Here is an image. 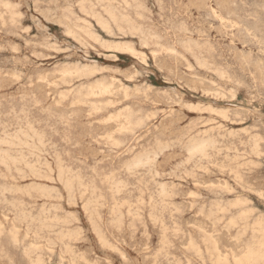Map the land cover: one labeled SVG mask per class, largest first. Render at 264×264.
I'll return each instance as SVG.
<instances>
[{
  "label": "rangeland",
  "instance_id": "obj_1",
  "mask_svg": "<svg viewBox=\"0 0 264 264\" xmlns=\"http://www.w3.org/2000/svg\"><path fill=\"white\" fill-rule=\"evenodd\" d=\"M1 2H6L7 7L12 8L7 9ZM0 4V139L7 136L6 133L14 134L17 130L19 131V128L20 130L28 128L30 131L38 130V133L41 131L44 140H47L45 146L30 149V151L33 150L31 152L29 149L22 150L24 152L21 151V153L14 150V154L7 144L6 146L0 144L1 148L5 147V150L15 156L26 154L23 155L24 163L9 164L11 168L0 161V195H6L0 196V223L5 226L0 227L2 228L0 229V264H36L35 261H39V264H214L216 261L214 258L218 252L220 253L218 256L222 257L226 253L229 254V257L225 255V258L230 264H235L237 263L235 260L239 259L236 257L243 256L246 253L245 250L247 251L251 245L255 248L264 243V232H261L264 230V224L262 225L264 221V0H115V2L114 0H1ZM126 5H129V8ZM107 6L110 8L107 9ZM107 10L119 16L115 15V18L114 14ZM121 12L125 15H121ZM93 14L100 15L101 18L98 19H103L107 25L110 24L108 28L105 23L100 25L99 22L102 21L96 19ZM108 15H112L116 21H119H113L112 16ZM121 20L124 26L120 23ZM128 21L133 23L132 26ZM88 23H91L92 27ZM133 26L136 33H133L134 28H131ZM136 27L140 28L136 29ZM89 31L91 36L93 35V40ZM93 32L95 34H92ZM118 45L121 47L118 48ZM128 47L132 48L133 52ZM83 66L93 71L90 70L91 73H89ZM192 67L195 69H191ZM62 71L66 74L64 75ZM78 71H82V74L84 71V74L81 75ZM75 72H78L76 74L80 78L78 75L76 78ZM69 73L72 74L69 75ZM73 73L75 77H72ZM82 86H85L84 89ZM93 86H97V90L93 89ZM102 86L108 89L99 93L101 91L99 88ZM87 89L89 91L86 94ZM79 92L81 97L76 94ZM84 93L91 98L86 99ZM97 93L101 96L98 97ZM77 96L79 100L81 99V103ZM72 102L74 104H71ZM203 108L205 109L202 110ZM122 112L131 114L136 120L134 122L136 125H132L133 128L130 126L132 129L122 128L123 123L127 121L124 116L128 115L127 113L122 115ZM138 118L141 119L138 121ZM27 123H30L29 126ZM125 125L127 126L126 123ZM120 128L124 129L125 135L121 133L123 131H120ZM104 134L108 138L113 134L111 137L113 139H108ZM204 134L206 137L214 136L213 138L218 141H216V147L209 150L208 156L197 157V159L191 157L180 140L188 141L193 136ZM110 139L111 142H109ZM154 142H166L169 147L159 153L152 170L141 168L135 171L137 175L134 172L131 174L125 164L138 152L152 145L154 147L156 145ZM37 149L41 151L39 155H37L39 153ZM58 156L61 158L59 162ZM45 159L49 162H47L48 167L51 165L50 168L47 167ZM42 160H44L43 163H41ZM33 163L36 164L35 167L32 166ZM57 163L70 169L73 174L78 173L84 185L75 187L74 192L64 187V181L58 175L60 166ZM22 165L27 170L26 174ZM33 168L35 171L31 172ZM34 172L39 173H37L38 177L34 176L36 175L33 174ZM114 178L125 182L120 192L112 187ZM162 185L168 186L167 189L173 191L165 196L167 199L158 198ZM16 186L17 189L14 190ZM94 206L97 208L95 209ZM117 207L119 208L116 210ZM225 208L227 211L223 210ZM90 213L96 214L97 218ZM24 214L26 219L28 217L27 220L25 218L22 220ZM151 214L156 218L151 217ZM52 215H54L53 218ZM240 215L245 216L239 218ZM18 216H20L19 220H17ZM95 219L96 222H100L97 224ZM232 220L234 222L231 223ZM253 221H256L254 227ZM259 221L260 223L262 221L260 228ZM243 226L249 229H244ZM95 227L97 230L100 229V232ZM255 231L257 232L254 233ZM206 233L211 234L214 241L209 240ZM63 234L67 236L64 237ZM247 241L248 249H246ZM189 243L196 246V252L191 249L194 246ZM210 244L217 247V251L210 249ZM196 249L201 251L197 252ZM210 251H213V254ZM83 259L85 261L82 262Z\"/></svg>",
  "mask_w": 264,
  "mask_h": 264
},
{
  "label": "bare ground",
  "instance_id": "obj_2",
  "mask_svg": "<svg viewBox=\"0 0 264 264\" xmlns=\"http://www.w3.org/2000/svg\"><path fill=\"white\" fill-rule=\"evenodd\" d=\"M1 1V0H0ZM5 1V0H4ZM25 1V0H24ZM85 1V0H84ZM113 1V0H112ZM125 1V0H124ZM160 1V0H159ZM100 2V1H99ZM104 2V1H103ZM108 2H110V1H108ZM114 2H115V0H114ZM117 2V1H116ZM133 2V1H132ZM141 2V1H140ZM146 2V1H145ZM1 3H4V2H1ZM6 3V2H5ZM4 3V4H5ZM8 3V2H7ZM81 3V2H80ZM82 3H83V1H82ZM93 3V2H92ZM10 4V3H9ZM119 4V6H120V3H118ZM144 4V3H143ZM1 5V4H0ZM11 5V4H10ZM9 5V6H10ZM17 5V4H16ZM20 5V4H19ZM99 5V4H98ZM116 5V4H115ZM131 5V4H130ZM141 5V4H140ZM5 6L7 7V4H5ZM4 6V7H5ZM14 6V5H13ZM79 6V5H78ZM104 6V5H103ZM111 6V5H110ZM113 6V5H112ZM118 6V5H117ZM127 7L129 6V5H126ZM83 7V6H82ZM137 7H138V5H137ZM136 7V8H137ZM141 7H143V6H141ZM191 7V6H190ZM205 7V6H204ZM8 8H12V7H7V9ZM36 8V7H35ZM87 8H88V6H87ZM103 8V7H102ZM110 8V7H109ZM108 8V6H107V9H109ZM112 8V7H111ZM120 8V7H119ZM129 8V7H128ZM135 8V7H134ZM194 8V7H193ZM198 8V7H197ZM14 9V8H13ZM13 9H12V11H13ZM71 9V8H70ZM85 9V8H84ZM94 9V8H93ZM113 9H114V6H113ZM112 9V10H113ZM139 9V8H138ZM137 9V10H138ZM34 10V9H33ZM37 10V9H36ZM92 10V9H91ZM101 10H103V9H101ZM118 9H116V11H117ZM129 10V9H128ZM131 10V9H130ZM142 10H144V8L142 9ZM166 10V9H165ZM7 11V10H6ZM11 11V10H10ZM64 11V10H63ZM85 11H86V9H85ZM89 11V10H88ZM104 11H106V10H104ZM108 11V10H107ZM114 11V10H113ZM162 11H164V10H162ZM181 11V10H180ZM84 12V11H83ZM92 12V11H91ZM108 12H110V10L108 11ZM107 12V14H110V13H108ZM115 12V11H114ZM119 13H120V11H118ZM150 12V11H149ZM19 13V12H18ZM94 13V12H93ZM95 13H97V12H95ZM94 13V14H95ZM122 14L121 15H125V13L123 14V12H121ZM163 13V12H162ZM32 14V13H31ZM30 14V15H31ZM85 14V13H84ZM92 14V13H91ZM93 14V15H94ZM106 14V13H105ZM111 14H114V13H111ZM139 14H140V12H139ZM144 14H145V12H144ZM15 15V14H14ZM116 14H114L113 16H115ZM151 15V14H150ZM19 16H21V15H19ZM94 16H96V15H94ZM109 16V15H108ZM112 15H110L109 17H111ZM112 16V18H113V21L115 20L114 19V17ZM116 16H119V14L118 15H116ZM116 16H115V18H116ZM14 17V16H13ZM100 17V15H98V16H96V19H98ZM92 18V17H91ZM101 18V17H100ZM119 18V17H118ZM123 17H121V19H122ZM162 18V17H161ZM239 18V17H238ZM95 19V18H94ZM110 18H108V20H109ZM120 19V18H119ZM142 19V18H141ZM147 19V18H146ZM156 19V18H155ZM98 20H100V19H98ZM98 20H97V22H98ZM105 20V19H104ZM108 20H106V21H108ZM126 20H128V19H126ZM130 20V19H129ZM100 21H102V22H99L100 23V25H101V23L103 24V23H105L104 21H103V19L102 20H100ZM112 21V20H111ZM116 21V20H115ZM117 21H119V20H117ZM116 21V22H117ZM87 22H88V20H87ZM108 22H110V21H108ZM115 22V23H116ZM130 21H128V23H129ZM133 22V21H132ZM119 23V22H118ZM120 23H122V20H121V22ZM126 23V22H125ZM127 23V24H128ZM174 23V22H173ZM182 23H184L183 21H182ZM36 24V23H35ZM89 24V23H88ZM87 24V25H88ZM91 24V23H90ZM89 24V25H90ZM109 24V23H108ZM124 24V22L122 23V25ZM130 24H131V26H132V24L133 23H131L130 22ZM159 24V23H158ZM54 25V24H53ZM61 25V24H60ZM97 25H98V23H97ZM96 25V26H97ZM105 25H107L106 23H105ZM110 25V24H109ZM109 25H107V28H108V26ZM118 26H119V24H117ZM116 25V26H117ZM126 25V24H125ZM136 24H135V22H134V26H135ZM179 25H180V23H179ZM185 25V24H184ZM191 25V24H190ZM124 26V25H123ZM129 26V25H128ZM131 27V28H134L133 29V31L135 30V27ZM29 27V26H28ZM89 27V26H88ZM90 27H92L91 25H90ZM101 27V26H100ZM104 27V26H103ZM114 27V26H113ZM121 26H119V28H120ZM127 27V26H126ZM130 27V26H129ZM143 27V26H142ZM197 27V26H196ZM195 27V28H196ZM30 28V27H29ZM67 28V27H66ZM84 28V27H83ZM82 28V29H83ZM86 29H87V27H85ZM105 29H106V27H104ZM119 28H118V30H119ZM140 28V27H139ZM139 28H137L136 27V29H139ZM145 28V27H144ZM200 28V27H199ZM24 29V28H23ZM27 29V28H26ZM64 29V28H63ZM110 29V28H109ZM120 29H122V28H120ZM146 29V28H145ZM180 29H181V27H180ZM39 30V29H38ZM47 30V29H46ZM85 30V29H84ZM89 30V29H88ZM130 31H131V29H129ZM141 30V29H140ZM139 30V31H140ZM168 30V29H167ZM192 30V29H191ZM111 31V30H110ZM120 31V30H119ZM122 31V30H121ZM138 31V30H137ZM149 31V30H148ZM187 31V30H186ZM199 31V30H198ZM46 32V31H45ZM65 32H67V31H65ZM64 32V33H65ZM85 32V31H84ZM88 32V31H87ZM105 32V31H104ZM107 32V31H106ZM150 32H151V30H150ZM89 33H90V37H92L91 36V32L89 31ZM133 33H136V31H134ZM162 33V32H161ZM187 33H189V32H187ZM205 33V32H204ZM67 34V33H66ZM86 34V33H85ZM88 34V33H87ZM92 34H95L94 32L92 33ZM112 34V33H111ZM122 34V33H121ZM143 34V33H142ZM89 35V34H88ZM109 35H110V33H109ZM78 36V35H77ZM111 36V35H110ZM133 36V35H132ZM156 36H158V35H156ZM173 36V35H172ZM178 36V35H177ZM89 37V36H88ZM96 37V36H95ZM94 37V38H95ZM109 37V36H108ZM138 37V36H137ZM146 37V36H145ZM159 37V36H158ZM45 38V37H44ZM70 38V37H69ZM121 38V37H120ZM169 38V37H168ZM182 38V37H181ZM98 39V38H97ZM150 39V38H149ZM162 39V38H161ZM43 40V39H42ZM86 40V39H85ZM92 40H93V37H92ZM137 40V39H136ZM152 40V39H151ZM73 41V40H72ZM78 41V40H77ZM97 41V40H96ZM99 41V40H98ZM197 41V40H196ZM205 41H207V40H205ZM148 42V41H147ZM25 43V42H24ZM28 43V42H27ZM26 43V44H27ZM98 43H100V42H98ZM110 43V42H109ZM131 43V42H130ZM141 43V42H140ZM144 43V42H143ZM151 43V42H150ZM190 43V42H189ZM206 43V42H205ZM51 44V43H50ZM152 44V43H151ZM180 44V43H179ZM183 44V43H182ZM207 44V43H206ZM81 45V44H80ZM123 45H125V44H123ZM141 45V44H140ZM54 46V45H53ZM109 46V45H108ZM119 46L120 45H118V48H119ZM130 46V45H129ZM161 46V45H160ZM159 46V47H160ZM210 46V45H209ZM85 47V46H84ZM83 47V48H84ZM102 47V46H101ZM114 47V46H113ZM121 47V46H120ZM125 47H126V45H125ZM131 47V46H130ZM130 47H128V48H130ZM134 47V46H133ZM184 47V46H183ZM190 47V46H189ZM191 47H192V45H191ZM93 48V47H92ZM91 48V49H92ZM123 48H124V46H123ZM145 48V47H144ZM163 48V47H162ZM200 48V47H199ZM210 48H211V46H210ZM14 49V48H13ZM55 49V48H54ZM112 49H114V48H112ZM121 49V48H120ZM125 49V48H124ZM130 49H132V48H130ZM129 49V50H130ZM174 49V48H173ZM185 49H186V47H185ZM106 50V49H105ZM122 50V49H121ZM126 50H127V48H126ZM126 50H123V51H126ZM160 50H162V49H160ZM191 50H193V49H191ZM197 50V49H196ZM208 50V49H207ZM213 50V49H212ZM130 51H132L133 52V49L132 50H130ZM215 51V50H214ZM53 52H54V50H53ZM114 52V51H113ZM112 52V53H113ZM126 52H129V51H126ZM134 52H136V50L134 51ZM138 52V51H137ZM151 52V51H150ZM156 52V51H155ZM158 52V51H157ZM175 52H177V51H175ZM192 52H194V51H192ZM199 52V51H198ZM197 52V53H198ZM55 53V52H54ZM131 53V52H130ZM161 53V52H160ZM169 53V52H168ZM178 53V52H177ZM187 53V52H186ZM195 53V52H194ZM205 53V52H204ZM227 53V52H226ZM132 54H134V53H132ZM136 54V53H135ZM191 54V53H190ZM199 54V53H198ZM208 54V53H207ZM215 54V53H214ZM37 55V54H36ZM108 55V54H107ZM178 55V54H177ZM181 55V54H180ZM140 56V55H139ZM200 56V55H199ZM203 56V55H202ZM88 57V56H87ZM150 57V56H149ZM185 57V56H184ZM189 57V56H188ZM34 58V57H33ZM47 58V57H46ZM65 58V57H64ZM136 58V57H135ZM145 58V57H144ZM186 60H188L187 58H185ZM198 59H200V58H198ZM203 59V58H202ZM206 59V58H205ZM42 60V59H41ZM79 61V60H78ZM202 62V61H201ZM206 62V61H205ZM77 63V62H76ZM79 63V62H78ZM185 63H187V62H185ZM190 63V62H189ZM213 63V62H212ZM65 64V63H64ZM86 65V64H85ZM155 65V64H154ZM87 66V65H86ZM85 66V67H86ZM96 66V65H95ZM100 66V65H99ZM195 66V65H194ZM213 66V65H212ZM75 67V66H74ZM84 67V66H83ZM84 67V68H85ZM196 67V66H195ZM78 68V67H77ZM77 68H75V70L77 69ZM83 68V69H84ZM101 68V67H100ZM133 68V67H132ZM188 68V67H187ZM203 68V67H202ZM67 69V68H66ZM70 70H71V68H69ZM82 69V70H83ZM86 69H88V68H85V70ZM95 69V68H94ZM191 69H193V67L191 68ZM195 69V68H194ZM193 69V70H194ZM64 70V69H63ZM69 70V71H70ZM72 70H74L73 68H72ZM81 70V69H80ZM84 70V71H85ZM90 70H91V68H90ZM89 69H88V72L90 71ZM189 70V69H188ZM199 70V69H198ZM205 70V69H204ZM216 70V69H215ZM215 70H214V72H215ZM56 71V70H55ZM68 71V72H69ZM77 71V70H76ZM84 71H83V74H84ZM91 71H93V69L91 70ZM96 71V70H95ZM94 71V72H95ZM210 71V70H209ZM208 71V72H209ZM217 71V70H216ZM58 72V71H57ZM60 72V71H59ZM66 72V71H65ZM78 72H80L79 74H81V75H83L82 74V71H78ZM78 72H75V74L76 73H78ZM101 72H102V68H101ZM138 72V71H137ZM183 72V71H182ZM212 72V71H211ZM49 73V72H48ZM47 73V74H48ZM62 73H64V71H62ZM86 73V72H85ZM89 73H91V72H89ZM93 73V72H92ZM123 73H125V72H123ZM219 73V72H218ZM6 74V73H5ZM15 74V73H14ZM61 74V73H60ZM66 73H64V75H65ZM72 73H69V75H71ZM88 74V73H87ZM224 74V73H223ZM228 73H226V75H227ZM77 75L78 74H76L75 76H76V78H78L77 77ZM91 75V74H90ZM136 75V74H135ZM216 75V74H215ZM42 76V75H41ZM41 76H39L40 78H41ZM67 76V75H66ZM74 76V73H73V75H72V77H75ZM79 76V75H78ZM88 76V75H87ZM194 77H195V75H193ZM16 77V76H15ZM44 77V76H43ZM62 77H63V75H62ZM86 77V76H85ZM135 77V76H134ZM138 77V76H137ZM223 77V76H222ZM39 78V79H40ZM61 78V77H60ZM64 78V77H63ZM79 78H80V76H79ZM117 78V77H116ZM128 78V77H127ZM199 78V77H198ZM209 78V77H208ZM30 79V78H29ZM62 79V78H61ZM65 79V78H64ZM67 79V78H66ZM71 79V78H70ZM105 79V78H104ZM110 79V78H109ZM223 79V78H222ZM43 80V79H42ZM57 80V79H56ZM59 80V79H58ZM76 80V79H75ZM44 81V80H43ZM60 81V80H59ZM71 81V80H70ZM105 81V80H104ZM113 81V80H112ZM115 81V80H114ZM207 81V80H206ZM46 82V81H45ZM52 82H53V80H52ZM101 82V81H100ZM106 82V81H105ZM126 82V81H125ZM181 82V81H180ZM237 82V81H236ZM93 83V82H92ZM128 83V82H127ZM63 84V83H62ZM94 84V83H93ZM93 84H91V85H93ZM100 84V83H99ZM111 84V83H110ZM151 84V83H150ZM227 84V83H226ZM51 85H53V83L51 84ZM94 85H96V84H94ZM97 85H98V83H97ZM135 85H136V83H135ZM70 86V85H69ZM108 86V85H107ZM124 86V85H123ZM134 86V85H133ZM229 86V85H228ZM48 87V86H47ZM83 87V86H82ZM85 87V86H84ZM84 87L82 88V89H84ZM88 87V86H87ZM86 87V88H87ZM90 87V86H89ZM88 87V88H89ZM97 87V86H96ZM96 87H94L93 86V89L95 88L96 89ZM128 87V86H127ZM142 87V86H141ZM148 87V86H147ZM182 87V86H181ZM243 87V86H242ZM110 88H112V87H110ZM126 88V87H125ZM134 88V87H133ZM136 88V87H135ZM146 88V87H145ZM188 88V87H187ZM238 88V87H237ZM69 89V88H68ZM89 89H91V88H89ZM89 89H87V92L86 91H84V92H86V94L88 93V91H89ZM108 89V88H107ZM107 89H106V87H100L99 88V90H101V91H99V93L100 92H105V91H107ZM139 89V88H138ZM253 89V88H252ZM70 90V89H69ZM72 90V89H71ZM97 90V89H96ZM146 90V89H145ZM149 90V89H148ZM68 91V90H67ZM78 91H80V89L78 90ZM78 91H76V92H78ZM94 91V90H93ZM92 91V92H93ZM160 91V90H159ZM233 91V90H232ZM231 91V92H232ZM95 92V91H94ZM112 92V90H110V93ZM116 92V91H115ZM128 92V91H127ZM208 92V91H207ZM238 92V91H237ZM99 93H97V94H99ZM160 93V92H159ZM164 93V92H163ZM253 93V92H252ZM68 94H70V93H68ZM76 94H78V96L80 95V92L79 93H76ZM83 94V93H82ZM92 93H89V95H91ZM95 94V93H94ZM112 94V93H111ZM139 94H140V92H139ZM204 94V93H203ZM22 95V94H21ZM58 95H60V94H58ZM65 95V94H64ZM84 95H85V93H84ZM93 95V94H92ZM96 95V94H95ZM104 95V94H103ZM105 95H106V93H105ZM128 95V94H127ZM158 95V94H157ZM169 95V94H168ZM218 96H219V94H217ZM225 95V94H224ZM33 96V95H32ZM78 96H77V98H78ZM86 97H87V95H85ZM85 96H83V97H85ZM97 96V95H96ZM101 95L99 94L98 95V97H100ZM124 96V95H123ZM255 96V95H254ZM66 97V96H65ZM64 97V98H65ZM75 97V96H74ZM80 97H81V95H80ZM82 97V98H83ZM85 97V98H86ZM170 97V96H169ZM212 97V96H211ZM237 97V96H236ZM251 97V96H250ZM67 98V97H66ZM88 98H91V96H88L86 99H88ZM95 98V97H94ZM161 98V97H160ZM252 98V97H251ZM53 99V98H52ZM171 99V98H170ZM212 99V98H211ZM59 100H60V97H59ZM65 100V99H64ZM78 100H79V98H78ZM81 100V99H80ZM80 100H79V102H80ZM109 100V99H108ZM124 100V99H123ZM208 100V99H207ZM50 101V100H49ZM72 101V100H71ZM75 101H76V99H75ZM88 101V100H87ZM87 101H86V104H87ZM118 101V100H117ZM152 101V100H151ZM166 101V100H165ZM224 101V100H223ZM264 101V100H263ZM56 102V101H55ZM78 102V103H79ZM83 102L85 103V101H84V99H83ZM89 102H91V101H89ZM173 102V101H172ZM175 102V101H174ZM233 102V101H232ZM81 103V102H80ZM59 104V103H58ZM61 104V103H60ZM71 104H74L73 102L71 103ZM99 104V103H98ZM111 104V103H110ZM156 104V103H155ZM178 104V103H177ZM76 105H77V101H76ZM115 105H116V103H115ZM119 105V104H118ZM198 105V104H197ZM196 105V106H197ZM207 105V104H206ZM205 105V106H206ZM34 106V105H33ZM83 106V105H82ZM89 106V105H88ZM92 106V105H91ZM96 106V105H95ZM94 106V107H95ZM100 106H101V104H100ZM111 106H113V105H111ZM125 106H127V105H125ZM187 106V105H186ZM210 106V105H209ZM98 107V106H97ZM235 107V106H234ZM238 107V106H237ZM101 108V107H100ZM195 108V107H194ZM208 108V107H207ZM206 108V109H207ZM92 109V108H91ZM90 109V110H91ZM98 109V108H97ZM198 109V108H197ZM205 108H203L202 110H204ZM10 110V109H9ZM46 110V109H45ZM104 110V109H103ZM130 110V109H129ZM200 110V109H199ZM210 110V109H209ZM213 110V109H212ZM119 111V113L121 114V112H120V109L118 110ZM156 111V110H155ZM163 111H164V109H163ZM192 111V110H191ZM197 111V110H196ZM217 111V110H216ZM97 112V111H96ZM95 112V113H96ZM100 112H101V110H100ZM128 113H130V112H132V111H127ZM127 112H122V115H124V113H127ZM210 112V111H209ZM214 112V111H213ZM225 112V111H224ZM44 113V112H43ZM91 113V112H90ZM127 113V114H128ZM151 113H152V111H151ZM171 113V112H170ZM220 113V112H219ZM17 114V113H16ZM93 114V113H92ZM137 114V113H136ZM156 114V113H155ZM206 114V113H205ZM211 114V113H210ZM213 114V113H212ZM224 114V113H223ZM229 114V113H228ZM248 114V113H247ZM8 115V114H7ZM11 115V114H10ZM22 115V114H21ZM110 115V114H109ZM237 115V114H236ZM69 116V115H68ZM95 116V115H94ZM157 116V115H156ZM169 116V115H168ZM107 117V116H106ZM125 118V120H127L126 122H124V123H126L127 124V126L125 125L124 126V123H123V127L122 128H128V130H130V129H132L133 128V126L132 125H136V123L134 124V122L136 121V120H134V118H133V116L131 115V114H128L127 116H124ZM153 117V116H152ZM239 117V116H238ZM26 118V117H25ZM54 118V117H53ZM60 118V117H59ZM116 118H119V117H116ZM144 118V117H143ZM155 118V117H154ZM198 118H200V117H198ZM57 119V118H56ZM113 119V118H112ZM115 119V118H114ZM136 119H137V117H136ZM139 119H141V118H138V121H139ZM144 119H146V118H144ZM159 119V118H158ZM222 119H223V117H222ZM252 119V118H251ZM63 120V119H62ZM101 120H103V119H101ZM117 120V119H116ZM120 120H121V118H120ZM17 121H19V119L17 120ZM61 121V120H60ZM69 121V120H68ZM95 121H97V120H95ZM114 121V120H113ZM124 121V120H123ZM141 121V120H140ZM201 121V120H200ZM199 122V121H198ZM241 123H242V121H240ZM244 122V121H243ZM251 122V121H250ZM17 123V122H16ZM61 123V122H60ZM68 123V122H67ZM110 123V122H109ZM142 123H143V121H142ZM141 123V124H142ZM216 123V122H215ZM6 124V123H5ZM22 124V123H21ZM26 124V123H25ZM28 124V126H29V124L30 123H27ZM32 124V123H31ZM100 124V123H99ZM117 124H119V123H117ZM116 124V125H117ZM140 124V125H141ZM169 124V123H168ZM206 124H207V122H206ZM209 124H212V123H209ZM11 125V124H10ZM66 125H68V124H66ZM144 125V124H143ZM208 125V124H207ZM206 125V126H207ZM218 125H219V123H218ZM3 126H4V124H3ZM27 126V125H26ZM33 126V125H32ZM31 126V127H32ZM92 126V125H91ZM130 126H132V128L130 127ZM138 126V125H137ZM166 126V125H165ZM264 126V125H263ZM1 127H2V124H1ZM8 127V126H7ZM24 127H25V125H24ZM30 127V128H31ZM49 127V126H48ZM119 127H121V126H119ZM215 127V126H214ZM33 128V127H32ZM35 128V127H34ZM130 128V129H129ZM134 128H135V126H134ZM210 128V127H209ZM213 128V127H212ZM217 128V127H216ZM219 128V127H218ZM246 128V127H245ZM6 129H8V128H6ZM125 129V130H126ZM208 129V128H207ZM253 129V128H252ZM3 130V129H2ZM32 130V129H31ZM115 130H116V128H115ZM117 130H118V128H117ZM124 129H122L121 130V128H120V131H123ZM134 130V129H133ZM190 130V129H189ZM210 130V129H209ZM231 130V129H230ZM237 130V129H236ZM16 131V130H15ZM113 131V130H112ZM119 131V132H120ZM127 131V130H126ZM202 131V130H201ZM208 131V130H207ZM206 131V132H207ZM213 131V130H212ZM216 131H218V130H216ZM222 131V130H221ZM233 131V130H232ZM3 132H4V130H3ZM3 132H2V134H3ZM128 132V131H127ZM198 132V131H197ZM205 132V133H206ZM210 132V131H209ZM238 132V131H237ZM1 133V132H0ZM56 133V132H55ZM117 133V132H116ZM121 133H123L124 135H125V133H124V131L123 132H121ZM160 133V132H159ZM200 133V132H199ZM242 133V132H241ZM249 133V132H248ZM247 133V134H248ZM4 134H5V132H4ZM13 133H6V135L7 136H5V137H2V139H0V144H1V146L4 144L5 146H6V144H7V147L9 146L10 147V150H12L11 152L14 154L15 153V151L14 150H16V151H19L20 153H21V151L22 150H24V151H27L28 149H29V151H30V149H36V148H39L40 146H43L45 143H47V142H45V141H47V140H44V135L41 133V131H40V133H38V130H37V132L36 131H30V129L28 130V128H26V129H21L20 130V128H19V131L17 130L16 131V133L14 132V134L12 135ZM45 134V133H44ZM111 134V133H110ZM119 134V133H118ZM171 134V133H170ZM232 134H234V133H232ZM46 135V134H45ZM104 135H106V134H104ZM109 135V134H108ZM113 135V134H112ZM112 135H111V137H112ZM193 135V134H192ZM192 135H190V136H192ZM209 135V134H208ZM231 135V132H230V134H229V136ZM238 135V134H237ZM252 135V134H251ZM255 135V134H254ZM3 136V135H2ZM107 136V135H106ZM110 136V135H109ZM123 136V135H122ZM155 136V135H154ZM167 136V135H166ZM206 136H207V133H206ZM205 136V134L204 135H197V136H193L192 138H189L188 139V141H183V140H180V143L181 144H183V146H184V149L186 148V151H188V155H190L191 157H196V159H197V157H204V156H208V152H209V150H211V149H214L215 147H216V143L218 142L216 139H214L213 137L214 136H210L209 135V137H206ZM103 137V136H102ZM111 137H109V138H111ZM219 137H220V135H219ZM233 137V136H232ZM60 138H62V137H60ZM99 138V137H98ZM107 138H108V136H107ZM108 138V139H109ZM140 138H141V136H140ZM249 138H250V136H249ZM46 139V138H45ZM100 139V138H99ZM111 139H113V138H111ZM111 139H110V141L109 142H111ZM115 139V138H114ZM118 139V138H117ZM139 139V138H138ZM155 139V138H154ZM233 139V138H232ZM187 140V139H186ZM224 140V139H223ZM69 141V140H68ZM93 141V140H92ZM115 141H116V139H115ZM115 141H113L114 143H115ZM158 141V140H157ZM156 141V142H157ZM161 141V140H160ZM217 141V142H216ZM251 141V140H250ZM49 142V141H48ZM138 142V141H137ZM156 142H154V143H156ZM253 142H254V140H253ZM252 142V143H253ZM107 143V142H106ZM168 143V142H167ZM172 143V142H171ZM177 143V142H176ZM241 143V142H240ZM239 143V144H240ZM249 143V142H248ZM256 143H257V141H256ZM54 144V143H53ZM52 144V145H53ZM122 144V143H121ZM174 144V143H173ZM220 144V143H219ZM254 144V143H253ZM36 145L38 146V147H36ZM129 145V144H128ZM178 145V144H177ZM45 146V145H44ZM81 146V145H80ZM123 146V145H122ZM141 146V145H140ZM153 146V145H152ZM150 147V148H147V149H145V150H142V152H138L133 158H131V160L127 163V164H125V166H126V169L127 170H129L130 172H131V174L134 172V174H136L135 173V171H137L138 169H145V168H147L148 170H152L153 169V167H155L154 166V164H155V159L157 158V156L159 155V153L161 152V151H163L165 148H167V147H169V145L168 144H166V142L164 143H162V142H158V143H156V145H154V147ZM232 146V145H231ZM6 147V148H7ZM50 147V146H49ZM182 147V146H181ZM249 147V146H248ZM59 148V147H58ZM117 148V147H116ZM119 148V147H118ZM136 148V147H135ZM257 148H258V146H257ZM9 149V148H8ZM25 149H27V150H25ZM111 149V148H110ZM142 149V148H141ZM169 149V148H168ZM172 149V148H171ZM174 149V148H173ZM220 149V148H219ZM222 149V148H221ZM220 149V150H221ZM236 149V148H235ZM33 150H31V151H33ZM38 150V149H37ZM36 150V151H37ZM40 150V149H39ZM38 150V151H39ZM43 150V149H42ZM130 150V149H129ZM132 150V149H131ZM227 150V149H226ZM249 150V149H248ZM252 150V149H251ZM14 151V152H13ZM24 151H22V152H24ZM30 151V152H31ZM133 151V150H132ZM40 152L41 151H39V153L37 154V155H39L40 154ZM45 152V151H44ZM43 152V153H44ZM115 152V151H114ZM168 152V151H167ZM218 152V151H217ZM223 152V151H222ZM251 152V151H250ZM250 152H249V154H250ZM12 153H10L8 150H5V147L4 148H1L0 147V161L1 162H3V163H6V166L7 165H11V164H13L14 163V165L15 164H17L18 163V165H19V163H21V162H23L25 159V157L23 158V155H21V156H15V155H13ZM17 153V152H16ZM33 153V152H32ZM32 153H30V154H32ZM35 153V152H34ZM56 153V152H55ZM58 153V152H57ZM63 153V152H62ZM66 153V152H65ZM124 153V152H123ZM238 153V152H237ZM236 153V154H237ZM256 153V152H255ZM29 153H27V155H28ZM36 154V153H35ZM42 154V153H41ZM54 154V153H53ZM97 154V153H96ZM130 154H131V152H130ZM260 154V153H259ZM263 154V153H262ZM20 155V154H19ZM26 155V154H25ZM24 155V156H25ZM238 155V154H237ZM246 155V154H245ZM261 155V154H260ZM264 155V154H263ZM30 155H28V157H29ZM34 156V155H33ZM60 156V155H59ZM58 156V157H59ZM102 156V155H101ZM213 156V155H212ZM262 156V155H261ZM35 157V156H34ZM41 157V156H40ZM57 157V158H58ZM132 157V156H131ZM226 157H228V156H226ZM242 157V156H241ZM246 157H247V155H246ZM27 158V157H26ZM39 158V157H38ZM38 158H36L37 160H38ZM44 158V157H43ZM190 158V157H189ZM234 158H235V156H234ZM233 158V159H234ZM258 158V157H257ZM30 159V158H29ZM32 159V158H31ZM42 159V158H41ZM40 159V160H41ZM201 159V158H200ZM224 159V158H223ZM36 160V161H37ZM39 160V161H40ZM59 160H61V158L59 157V159H58V162H59ZM126 160H127V158H126ZM188 160V159H187ZM190 160V159H189ZM192 160V159H191ZM226 160V159H225ZM231 160V159H230ZM248 160V159H247ZM27 161H28V159H27ZM39 161H37V162H39ZM43 161L44 160H42V162L41 163H43ZM45 161H46V163L48 162L46 159H45ZM206 161V160H205ZM211 161V160H210ZM235 161H237L236 159L234 160V162ZM249 161V160H248ZM30 162V161H29ZM35 162V161H34ZM97 162V161H96ZM99 162V161H98ZM102 162V161H101ZM191 162V161H190ZM230 162V161H229ZM232 162V161H231ZM230 162V163H231ZM234 162H232V163H234ZM24 163V162H23ZM25 163H28V162H25ZM36 163V162H35ZM45 163V162H44ZM45 163V164H46ZM49 163V162H48ZM48 163L46 164L47 165V167H48ZM62 163V162H61ZM60 163V164H61ZM65 163V162H64ZM83 163V162H82ZM221 163H222V161H221ZM236 163V162H235ZM254 163V162H253ZM29 164V163H28ZM192 164H193V162H192ZM196 164V163H195ZM213 164V163H212ZM212 164H211V166H212ZM242 164V163H241ZM248 164V163H247ZM246 164V165H247ZM258 164V163H257ZM10 165H9V167H10ZM30 165H32V164H30ZM34 165H36V164H34L33 163V165L32 166H34ZM39 165V164H38ZM37 165V166H38ZM41 165V164H40ZM39 165V166H40ZM42 165H44V164H42ZM57 165H59L58 163H57ZM56 165V166H57ZM63 165V164H62ZM97 165V164H96ZM177 165H180V164H177ZM221 165V164H220ZM238 165H240V164H238ZM260 165V164H259ZM26 166V165H25ZM32 166H29V167H31L32 168ZM38 166V167H39ZM60 166V165H59ZM174 166V165H173ZM196 166V165H195ZM201 166V165H200ZM204 166H206V165H204ZM210 166V165H209ZM252 166V165H251ZM255 166V165H254ZM12 167V166H11ZM10 167V168H11ZM16 167V166H15ZM28 167V168H29ZM35 167V166H34ZM37 167V168H38ZM44 167V166H43ZM42 166H41V168H43ZM50 167H51V165H50ZM50 167H48V168H50ZM67 167V166H66ZM72 167V166H71ZM176 167V166H175ZM238 167V166H237ZM9 168V169H10ZM21 168V167H20ZM22 168H23V165H22ZM36 168V169H37ZM45 168V167H44ZM68 168V167H67ZM88 168H90V166H88ZM183 168V167H182ZM185 168V167H184ZM189 168V167H188ZM204 168V167H203ZM212 168V167H211ZM224 168V167H223ZM226 168H228V166L226 167ZM5 169V168H4ZM18 169V168H17ZM24 169V168H23ZM72 169V168H71ZM119 169V168H118ZM123 169V168H122ZM176 169H177V167H176ZM194 169V168H193ZM201 169H202V167H201ZM205 169V168H204ZM239 169V168H238ZM13 170V169H12ZM16 170V169H15ZM22 170V169H21ZM37 170H40V169H37ZM47 170V169H46ZM49 170V169H48ZM52 170V169H51ZM106 170V169H105ZM104 170V171H105ZM125 170V169H124ZM188 170V169H187ZM215 170V169H214ZM220 170V169H219ZM231 170V169H230ZM18 171V170H17ZM27 172V170H25L24 169V173L26 174V172ZM33 171H35V169L33 168L32 170H31V172H33ZM41 171V170H40ZM44 172H46L45 170H43ZM72 171H74V170H72ZM85 171V170H84ZM95 171V170H94ZM169 171V170H168ZM191 171V170H190ZM199 171V170H198ZM209 171V170H208ZM10 172V171H9ZM30 172V171H29ZM42 172V171H41ZM40 172V173H41ZM50 172V171H49ZM52 172V171H51ZM77 172V171H76ZM79 172H81V171H79ZM102 172V171H101ZM111 172V171H110ZM117 172H118V170H117ZM125 172V171H124ZM128 172V171H127ZM151 172V171H150ZM189 172V171H188ZM203 172V171H202ZM244 172V171H243ZM21 173V172H20ZM38 173V172H37ZM37 173H33V174H36V175H34V176H36V177H38L37 176ZM115 173H116V171H115ZM138 173V172H137ZM156 173V172H155ZM187 173V172H186ZM185 173V174H186ZM191 173H193V172H191ZM23 174V173H22ZM29 174V173H28ZM27 174V175H28ZM32 174V173H31ZM39 174V173H38ZM77 174V175H76ZM76 174H73V172L71 173L70 172V169H66L64 166H60V168H59V173H58V175H59V178L61 179V180H63L62 182L65 184V186L64 187H67V189H69L70 191L72 190V192H74L73 190H74V188L75 187H79V186H81V184L82 185H84V182H81V181H83V179H81V181H80V178H79V176H78V173H76ZM119 174V173H118ZM124 174V173H123ZM145 174V173H144ZM162 174V173H161ZM168 174V173H167ZM174 174V173H173ZM181 174V173H180ZM184 174V175H185ZM237 174V173H236ZM4 175V174H3ZM49 175V174H48ZM51 175V174H50ZM81 175V174H80ZM83 175V174H82ZM137 175V174H136ZM153 175V174H152ZM163 175V174H162ZM170 175V174H169ZM223 175V174H222ZM24 176V175H23ZM26 176V175H25ZM24 176V177H25ZM33 176V175H32ZM43 176V175H42ZM47 176V175H46ZM54 176V175H53ZM90 176V175H89ZM109 176V175H108ZM128 176V175H127ZM148 176V175H147ZM157 176V175H156ZM175 176V175H174ZM236 176V175H235ZM239 176V175H238ZM237 176V177H238ZM11 177H12V175H11ZM21 177H22V175H21ZM48 177H50V176H48ZM58 177V176H57ZM81 177V176H80ZM98 177H100V176H98ZM114 177V176H113ZM186 177V176H185ZM191 177V176H190ZM23 178V177H22ZM28 178V177H27ZM89 178V177H88ZM110 178V177H109ZM119 178V177H118ZM116 179V178H114L113 179V183H112V187H113V189H115L117 192H120L121 190H122V188H123V186H124V183L125 182H122V181H124V180H120V179ZM136 178V177H135ZM139 178H140V176H139ZM153 178V177H152ZM156 178V177H155ZM182 178V177H181ZM180 178V179H181ZM191 178H193V176L191 177ZM4 179V178H3ZM16 179V178H15ZM19 179V178H18ZM46 179V178H45ZM51 179V178H50ZM87 179V178H86ZM103 179V178H102ZM141 179V178H140ZM173 179H175V178H173ZM21 180V179H20ZM23 180H25V179H23ZM32 180V179H31ZM47 180V179H46ZM54 180V179H53ZM104 180V179H103ZM112 180V179H111ZM150 180V179H149ZM153 180V179H152ZM182 180V179H181ZM17 181V180H16ZM34 181V180H33ZM38 181V180H37ZM42 181H44V180H42ZM51 181V180H50ZM101 181V180H100ZM99 181V182H100ZM127 181V180H126ZM138 181V180H137ZM154 181V180H153ZM183 181V180H182ZM6 182V181H5ZM59 182H61V181H59ZM96 182V181H95ZM141 182H142V180H141ZM147 182V181H146ZM150 182V181H149ZM218 182H219V179H218ZM240 182V181H239ZM38 183V182H37ZM86 183V182H85ZM91 183V182H90ZM108 183H110V182H108ZM127 183V182H126ZM153 183V182H152ZM159 183V182H158ZM226 182H224V184H225ZM235 183V182H234ZM7 184V183H6ZM9 184V183H8ZM30 184V183H29ZM28 184V185H29ZM46 184V183H45ZM61 184V183H60ZM140 184V183H139ZM147 184V183H146ZM34 185V184H33ZM44 185V184H43ZM135 185V184H134ZM180 185V184H179ZM195 185V184H194ZM246 185V184H245ZM15 186V185H14ZM18 186V185H17ZM17 186H16V188L14 187V190L15 189H17ZM21 186V185H20ZM46 186V185H45ZM129 186V185H128ZM156 186H158V185H156ZM170 186V185H169ZM174 186V185H173ZM172 186V187H173ZM231 186V185H230ZM1 187H3V186H1ZM8 187H10V186H8ZM11 187H12V185H11ZM10 187V188H11ZM25 187V186H24ZM50 187V186H49ZM86 187V186H85ZM130 187H131V185H130ZM167 187L168 186H166V185H162L161 187H160V189H159V199H160V197H163V199H167V198H165V196H167L168 194L170 195L171 194V192H173V191H169V189H167ZM204 187V186H203ZM210 187V186H209ZM217 187H219V185L217 186ZM216 187V188H217ZM225 187V186H224ZM251 187V186H250ZM4 188H5V185H4ZM7 188V187H6ZM5 188V189H6ZM19 188V187H18ZM33 188V187H32ZM46 188V187H45ZM45 188H43V189H45ZM82 188V187H81ZM97 188V187H96ZM11 189H13V187L11 188ZM11 189H9V191L11 190ZM36 189H38V188H36ZM89 189V188H88ZM139 189H141V188H139ZM145 189V188H144ZM209 189V188H208ZM219 189V188H218ZM221 189V188H220ZM1 190V189H0ZM27 190V189H26ZM34 190V189H33ZM42 190V189H41ZM40 190V191H41ZM58 190V189H57ZM109 190V189H108ZM126 190V189H125ZM134 190V189H133ZM138 190V189H137ZM142 190V189H141ZM156 190V189H155ZM227 190H228V188H227ZM231 190V189H230ZM7 191V190H6ZM6 191L4 192V193H6ZM17 191H19V189L17 190ZM21 191V190H20ZM49 191V190H48ZM97 191V190H96ZM130 191V190H129ZM128 191V192H129ZM158 191V190H157ZM222 191V190H221ZM223 191H224V189H223ZM232 191V190H231ZM262 191V190H261ZM10 192H12V193H14L13 191H10ZM32 192V191H31ZM37 192V191H36ZM43 193H44V191H42ZM46 192V191H45ZM52 192V191H51ZM78 192H79V190H78ZM83 192H85V191H83ZM142 192V191H141ZM156 192V191H155ZM170 192V193H169ZM190 192V191H189ZM264 192V191H263ZM1 193H3V192H1ZM28 193V192H27ZM47 193V192H46ZM71 193V192H70ZM87 193V192H86ZM94 193V192H93ZM116 193V192H115ZM127 193V192H126ZM227 193H228V191H227ZM232 193V192H231ZM40 194V193H39ZM45 194V193H44ZM48 194V193H47ZM74 194V193H73ZM95 194V193H94ZM97 194V193H96ZM98 194H99V192H98ZM125 194V193H124ZM141 194V193H140ZM153 194V193H152ZM158 194V193H157ZM157 194H155V196L157 195ZM9 195V194H8ZM12 195V194H11ZM41 195V194H40ZM43 195V194H42ZM50 195V194H49ZM57 195V194H56ZM71 195H72V193H71ZM81 195V194H80ZM131 195V194H130ZM200 195V194H199ZM256 195V194H255ZM258 195V194H257ZM0 196H2V197H4V196H6L5 194H4V196L3 195H0ZM19 196V195H18ZM24 196V195H23ZM101 196H102V194H101ZM195 196H197L196 194H195ZM260 196V195H259ZM1 197V198H2ZM31 197V196H30ZM42 197V196H41ZM45 197V196H44ZM62 197V196H61ZM71 197V196H70ZM73 197V196H72ZM71 197V198H72ZM91 197V196H90ZM115 197V196H114ZM139 197V196H138ZM157 197V196H156ZM173 197V196H172ZM192 197V196H191ZM194 197V196H193ZM67 198H69V197H67ZM74 198V197H73ZM76 198V197H75ZM94 198V197H93ZM111 198V197H110ZM157 198V199H158ZM175 198H176V196H175ZM198 198V197H197ZM201 198V197H200ZM264 198V197H263ZM13 199V198H12ZM30 199V198H29ZM42 199V198H41ZM44 199V198H43ZM51 199V198H50ZM91 199H92V197H91ZM103 199V198H102ZM140 199V198H139ZM162 199V200H163ZM168 199H169V197H168ZM245 199V198H244ZM6 200V199H5ZM73 200V199H72ZM96 200V199H95ZM99 200V199H98ZM116 200V199H115ZM141 200V199H140ZM214 200V199H213ZM242 200V199H241ZM246 200V199H245ZM15 201V200H14ZM121 201V200H120ZM161 201V200H160ZM23 202V201H22ZM37 202V201H36ZM76 202V201H75ZM88 202V201H87ZM90 202V201H89ZM145 202V201H144ZM149 202V201H148ZM190 202V201H189ZM232 202H234V201H232ZM246 202V201H245ZM20 203V202H19ZM72 203V202H71ZM126 203H127V201H126ZM161 203V202H160ZM225 203V202H224ZM250 203V202H249ZM4 204V203H3ZM13 204V203H12ZM16 204H17V202H16ZM24 204V203H23ZM38 204V203H37ZM51 204V203H50ZM69 204V203H68ZM123 204V203H122ZM137 204V203H136ZM153 204V203H152ZM165 204V203H164ZM221 204V203H220ZM229 204V203H228ZM15 205V204H14ZM26 205V204H25ZM31 205V204H30ZM51 205H53V204H51ZM54 205H55V203H54ZM60 205V204H59ZM118 205V204H117ZM160 205V204H159ZM163 205V204H162ZM166 205V204H165ZM193 205V204H192ZM218 205H219V203H218ZM237 205V204H236ZM13 206V205H12ZM18 206V205H17ZM20 206V205H19ZM43 206V205H42ZM49 206V205H48ZM85 206V205H84ZM102 206V205H101ZM127 206V205H126ZM133 206V205H132ZM150 206V205H149ZM161 206V205H160ZM168 206V205H167ZM166 206V208H168ZM173 206V205H172ZM247 206V205H246ZM10 207V206H9ZM14 207V206H13ZM12 207V208H13ZM22 207V206H21ZM31 207V206H30ZM59 207V206H58ZM89 207V206H88ZM87 207V208H88ZM99 207V206H98ZM121 207V206H120ZM131 207V206H130ZM135 207V206H134ZM223 207V206H222ZM222 207H219L220 209H222ZM225 207V206H224ZM238 207V206H237ZM18 209H19V207H17ZM24 208V207H23ZM26 208V207H25ZM50 208V207H49ZM85 208V207H84ZM94 208H95V206H94ZM97 208V207H96ZM95 208V209H96ZM119 207H117L116 208V210L118 209ZM138 208V207H137ZM151 208V207H150ZM158 208H159V206H158ZM163 208H164V206H163ZM234 208V207H233ZM17 209V210H18ZM22 209V208H21ZM21 209H20V211H21ZM45 209V208H44ZM61 209H63V208H61ZM60 209V210H61ZM102 209H104V208H102ZM111 209V208H110ZM114 209V211H115V207L113 208ZM123 209V208H122ZM151 209H153V208H151ZM175 209V208H174ZM178 209V208H177ZM228 209V208H227ZM248 209V208H247ZM13 211H14V209H12ZM55 210V209H54ZM56 210H58V209H56ZM91 210V209H90ZM89 210V211H90ZM92 210H94L93 209V207H92ZM121 210V209H120ZM129 210V209H128ZM138 210V209H137ZM217 211H218V208L216 209ZM223 210H226V208L225 209H223ZM223 210H222V212H223ZM3 211V210H2ZM5 211V210H4ZM40 211V210H39ZM65 211V210H64ZM119 211V210H118ZM133 211V210H132ZM139 211V210H138ZM154 211V210H153ZM152 211V212H153ZM161 211V210H160ZM164 211V210H163ZM176 211V210H175ZM227 211V210H226ZM249 211V210H248ZM19 212V211H18ZM18 212H17V214H18ZM23 212L25 213V211L23 210ZM51 212V211H50ZM54 212H56V211H54ZM87 212V211H86ZM86 212H85V214H86ZM91 212H93V211H91ZM94 212H95V210H94ZM93 212V213H94ZM122 212V211H121ZM134 212V211H133ZM137 212V211H136ZM158 212V211H157ZM172 212V211H171ZM212 212V211H211ZM220 212V211H219ZM243 212V211H242ZM247 212V211H246ZM245 212V213H246ZM15 213H16V211H15ZM22 213V212H21ZM69 213V212H68ZM71 213V212H70ZM93 213L91 214L90 213V215H93ZM116 213V212H115ZM138 213V212H137ZM147 213V212H146ZM198 213V212H197ZM213 213V212H212ZM211 213V215H213ZM225 213V212H224ZM16 214V215H17ZM23 214V213H22ZM26 214V213H25ZM25 214H24V217H22V220H23V218H25ZM29 214V213H28ZM27 214V216H29ZM75 214V213H74ZM113 214V213H112ZM117 214H119V212L117 213ZM117 214L115 215V216H117ZM129 214V213H128ZM153 214V213H152ZM151 214V217L153 216ZM161 214H162V212H161ZM215 214V213H214ZM217 215L219 214L218 212L216 213ZM250 214V213H249ZM16 215H15V218H16ZM46 215V214H45ZM98 215H100V213H98ZM133 215V214H132ZM155 215V214H154ZM195 215H197V214H195ZM201 215H202V213H201ZM242 215V214H241ZM239 216V218L241 217H244V216ZM248 215V214H247ZM263 215V214H262ZM3 216V215H2ZM21 216V215H20ZM20 216H18L17 218V220H19L20 219ZM26 216V217H27ZM34 216V215H33ZM53 216L54 215H52V218H53ZM94 217L96 216V214L95 215H93ZM162 216V215H161ZM171 216V215H170ZM210 216V215H209ZM249 216V215H248ZM260 216V215H259ZM56 217H58V216H56ZM64 217V216H63ZM72 217V216H71ZM76 217V216H75ZM74 217V218H75ZM89 217V216H88ZM87 217V218H88ZM92 217V216H91ZM101 217V216H100ZM119 217H120V215H119ZM118 217V218H119ZM135 217L137 218V216L135 215ZM141 217V216H140ZM155 216H153V218H154ZM235 217V216H234ZM5 218V217H4ZM8 218V217H7ZM6 218V219H7ZM30 218V217H29ZM77 218V217H76ZM95 218H97V217H95ZM99 218V217H98ZM112 218V217H111ZM121 218H122V215H121ZM124 218V217H123ZM122 218V219H123ZM135 218V219H136ZM156 218V217H155ZM157 218H159V217H157ZM172 218V217H171ZM238 218V219H239ZM14 219V218H13ZM27 219H28V217H27ZM26 218H25V220H27ZM36 219V218H35ZM45 219V221H46V218H44ZM50 219V218H49ZM100 219V218H99ZM115 219V218H114ZM149 219V218H148ZM160 219V218H159ZM161 219H163V217L161 218ZM222 219H223V217H222ZM221 219V220H222ZM236 219V218H235ZM234 219V220H235ZM1 220V219H0ZM17 220H15V221H17ZM33 220V219H32ZM38 220H40L39 218H38ZM58 220V219H57ZM133 220V219H132ZM230 220V219H229ZM234 220H232L231 221V223L232 222H234ZM243 220V219H242ZM261 220V219H260ZM264 220V219H263ZM21 221V220H20ZM30 221V220H29ZM34 221V220H33ZM42 221V220H41ZM44 221V220H43ZM55 221V220H54ZM59 221V220H58ZM62 221H64V220H62ZM61 221V222H62ZM73 221V220H72ZM91 221V220H90ZM120 221H121V219H120ZM119 221V222H120ZM142 221V220H141ZM170 221H171V219H170ZM239 221V220H238ZM248 221V220H247ZM246 221V222H247ZM1 222V221H0ZM3 222V221H2ZM23 222V221H22ZM36 222V221H35ZM65 222H66V220H65ZM92 222V221H91ZM94 222V221H93ZM95 222H96V219H95ZM97 222H100V221H97ZM96 222V223H97ZM116 222H118V220L116 221ZM122 222V221H121ZM120 222V223H121ZM133 222V221H132ZM154 222V221H153ZM162 222V221H161ZM212 222V221H211ZM235 222H236V220H235ZM240 222V221H239ZM242 222V221H241ZM244 222H245V220H244ZM243 222V223H244ZM254 222H256V221H253V227H254ZM12 223V222H11ZM17 223V222H16ZM38 223V222H37ZM64 223V222H63ZM62 223V224H63ZM67 223V222H66ZM96 223H95V225H96ZM145 223V222H144ZM227 223V222H226ZM229 223V222H228ZM230 223V224H231ZM248 223V222H247ZM259 223H260V221H259ZM261 223H262V221H261ZM261 223L259 224V228L260 227H262V225L264 224V221H263V223H262V225H261ZM42 224V223H41ZM69 224V223H68ZM98 224V223H97ZM131 224V223H130ZM157 224V223H156ZM161 224V223H160ZM225 224V223H224ZM3 224H1L0 223V227L2 226ZM24 225V224H23ZM40 225V224H39ZM94 225V224H93ZM235 225V224H234ZM236 225H238L237 223H236ZM235 225V226H236ZM261 225V226H260ZM41 226H43V225H41ZM52 226V225H51ZM72 226V225H71ZM97 226V225H96ZM127 226V225H126ZM163 226V225H162ZM173 226V225H172ZM190 226V225H189ZM192 226V225H191ZM232 226V225H231ZM245 226H246V224H245ZM258 226V225H257ZM3 227H5L4 225H3ZM40 227V226H39ZM53 227H55V226H53ZM53 227H52V229H53ZM93 227V226H92ZM110 227V226H109ZM114 227V226H113ZM121 227H123L122 225H121ZM131 227V226H130ZM241 227V226H240ZM264 227V226H263ZM41 228V227H40ZM61 228V227H60ZM97 227H95V229H96ZM106 228V227H105ZM133 228V227H132ZM243 228H244V226H243ZM246 228V227H245ZM244 228V229H245ZM248 228V227H247ZM246 228V229H247ZM0 229H2V228H0ZM44 229V228H43ZM93 229V228H92ZM151 229V228H150ZM172 229V228H171ZM197 229V228H196ZM227 229V228H226ZM249 229V228H248ZM263 229V228H262ZM261 229V230H262ZM4 230V229H3ZM13 230H14V228H13ZM34 230V229H33ZM63 230V229H62ZM97 230V229H96ZM173 230V229H172ZM192 230V229H191ZM243 230V229H242ZM250 230L252 231V229L250 228ZM255 230H256V228H255ZM15 231V230H14ZM14 231H12L11 230V232H14ZM27 231H30V230H28L27 229ZM80 231V230H79ZM83 231V230H82ZM97 231H99L100 232V229L99 230H97ZM163 231V230H162ZM259 231V230H258ZM43 232V231H42ZM66 232V231H65ZM98 232V233H99ZM111 232V231H110ZM132 232V231H131ZM168 232V231H167ZM174 232V231H173ZM243 232V231H242ZM257 231H255L254 233H256ZM262 233L264 232V230L263 231H261ZM10 233V232H9ZM38 233V232H37ZM56 233V232H55ZM67 233V232H66ZM70 233V232H69ZM189 233V232H188ZM243 233H245V232H243ZM253 233V232H252ZM253 233V234H254ZM18 234V233H17ZM119 234V233H118ZM162 234H163V232H162ZM204 234V233H203ZM207 234V233H206ZM213 234V233H212ZM258 234V233H257ZM12 235V234H11ZM13 235H16L15 233H13ZM13 235H12V237H13ZM44 235V234H43ZM64 235V234H63ZM66 236H67V234H65ZM65 235H64V237H65ZM138 235H140V234H138ZM208 235V234H207ZM237 235V234H236ZM242 235V234H241ZM17 236V235H16ZM205 235H203V237H204ZM9 237V236H8ZM35 237V236H34ZM38 237H39V235H38ZM54 237V236H53ZM63 237V236H62ZM103 237V236H102ZM138 237V236H137ZM240 237V236H239ZM18 238V237H17ZM17 238H15V240L17 239ZM160 238H161V236H160ZM205 238V237H204ZM207 238H209V240L211 239L212 240V238H211V234L210 235H208V237ZM236 238V237H235ZM261 238H262V236H261ZM13 239V238H12ZM36 239V238H35ZM43 239V238H42ZM47 239V238H46ZM103 239V238H102ZM167 239V238H166ZM255 239H256V237H255ZM254 239V240H255ZM264 239V238H263ZM56 240H58V239H56ZM64 240V239H63ZM99 240V239H98ZM192 240V239H191ZM18 241V240H17ZM159 241H161V240H159ZM194 241V240H193ZM203 241H204V239H203ZM202 241V242H203ZM212 241H214V240H212ZM251 241H252V236H251ZM257 242L259 241V239L258 240H256ZM31 242V241H30ZM205 242H206V240H205ZM205 242H203L204 244H205ZM209 242V241H208ZM257 242H256V244H257ZM44 243V242H43ZM90 243V242H89ZM103 243H105V242H103ZM114 243V242H113ZM162 243V242H161ZM192 243H194V242H192ZM192 243H189V244H191V245H193L194 246V244H192ZM207 243V242H206ZM247 243H248V241L246 242V245H247ZM77 244V243H76ZM83 244V243H82ZM109 245H110V247H111V244L110 243H108ZM117 244V243H116ZM164 244V243H163ZM171 244V243H170ZM22 245V244H21ZM30 245H32L33 246V244H31L30 243ZM97 245V244H96ZM206 245V244H205ZM209 245V244H208ZM211 245V247H210V249H212L213 251L217 248H215V246H216V243L213 245V244H210ZM15 246H16V244H15ZM31 246V247H32ZM40 246V245H39ZM47 246H49L48 244H47ZM52 246V245H51ZM56 246V245H55ZM60 246V245H59ZM66 246V245H65ZM76 246V245H75ZM106 246V245H105ZM119 246V245H118ZM165 246V245H164ZM163 246V247H164ZM198 247H199V245H197ZM35 247V246H34ZM109 247V248H110ZM166 247V246H165ZM188 246H186V248H187ZM195 247L196 246H194V247H191V249L193 250L194 249V251H195ZM247 248L246 249H248L249 247H248V245L246 246ZM66 248V247H65ZM65 248H63V249H65ZM99 248V247H98ZM103 248V247H102ZM105 248V247H104ZM183 248V247H182ZM189 248V247H188ZM206 249H207V247H205ZM24 249V248H23ZM162 249V248H161ZM38 250V249H37ZM50 250V249H49ZM69 250V249H68ZM67 250V251H68ZM113 250V249H112ZM192 250H191V252H192ZM197 250V252H198V250L199 251H201L200 249H196ZM52 251V250H51ZM74 251V250H73ZM159 251V250H158ZM162 251H163V249H162ZM213 251H210V252H212V254H213ZM215 251H217V249L215 250ZM214 251V252H215ZM66 252V251H65ZM71 252V251H70ZM80 252V251H79ZM84 252V251H83ZM160 252V251H159ZM164 252V251H163ZM190 252V251H189ZM196 252V251H195ZM209 252V251H208ZM231 252V251H230ZM245 254L243 255V256H238V257H236V258H239V259H237V260H235V259H231V260H235V261H237V263L238 264H264V243H261L259 246H257V247H255L254 248V245H253V247H252V245H251V247L246 251L245 250ZM28 253V252H27ZM59 253V252H58ZM64 253V252H63ZM165 253V252H164ZM163 253V254H164ZM202 253V252H201ZM205 253H207V252H205ZM232 253V252H231ZM76 254V253H75ZM123 254V253H122ZM155 254V253H154ZM198 254V253H197ZM212 254L210 255L211 257H212ZM216 254H217V252H216ZM218 254H220L219 252H218ZM218 254L216 255V257L214 258L215 260H213V261H215V263L214 264H230L229 263V261L227 260V258H225L226 256H228L229 257V254H225V255H223V257L222 256H218ZM68 255V254H67ZM161 255V254H160ZM159 255V256H160ZM167 255V254H166ZM199 255H201V254H199ZM199 255H198V257H199ZM207 255V254H206ZM232 255V254H231ZM230 255V256H231ZM234 255V254H233ZM158 256V255H157ZM156 256V258H158ZM203 256V255H202ZM209 256V255H208ZM210 256H209V258H210ZM39 257V256H38ZM69 257V256H68ZM81 257H82V255H81ZM151 257V256H150ZM161 257V256H160ZM232 257V256H231ZM230 257V258H231ZM8 258V257H7ZM50 258V257H49ZM78 258V257H77ZM83 258V257H82ZM175 257H173V259H174ZM179 258V257H178ZM202 258V257H201ZM208 258V257H207ZM208 258V259H209ZM213 258V257H212ZM234 258V257H233ZM38 259V258H37ZM152 259H154V258H152ZM41 261H42V259H40ZM61 260V259H60ZM155 260V259H154ZM187 260H189V259H187ZM200 260V259H199ZM48 261H50V259L48 260ZM71 261V260H70ZM83 261H85V259H83L82 260V262ZM191 261V260H190ZM212 261V260H211ZM235 261H233V262H235ZM39 262V261H38ZM38 262H34V263H36V264H39ZM87 262V261H86ZM85 262V263H86ZM153 262V261H152ZM176 262V261H175ZM88 263V262H87ZM110 263V262H109ZM169 263V262H168ZM237 263H235V264H237ZM73 264V263H72ZM90 264V263H89ZM93 264V263H92ZM97 264V263H96ZM173 264V263H172ZM202 264V263H201ZM204 264V263H203Z\"/></svg>",
  "mask_w": 264,
  "mask_h": 264
}]
</instances>
